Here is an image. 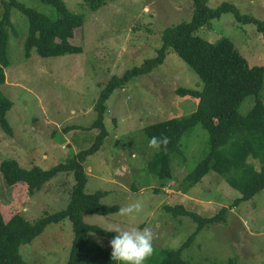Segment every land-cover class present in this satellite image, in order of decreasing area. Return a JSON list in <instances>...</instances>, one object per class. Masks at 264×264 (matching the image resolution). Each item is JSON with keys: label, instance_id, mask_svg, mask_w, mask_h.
Here are the masks:
<instances>
[{"label": "rangeland", "instance_id": "obj_1", "mask_svg": "<svg viewBox=\"0 0 264 264\" xmlns=\"http://www.w3.org/2000/svg\"><path fill=\"white\" fill-rule=\"evenodd\" d=\"M17 1L53 19L58 16L44 0ZM64 1L70 11L85 16L82 28L70 39L82 47L81 53L42 57L33 49L27 56L28 19L17 8L11 10L10 63L1 90L13 102L6 114L13 134L0 128V163L16 159L27 169L33 165L47 169L88 148L95 133L78 126L87 127L95 120V103L109 79L156 56L164 29L190 20L193 13L192 0H105L96 9L86 0ZM222 1L264 20V0H207V4L215 8ZM197 35L210 42L228 38L250 65L264 64V38L257 25L238 22L230 12L211 20ZM201 85L197 73L170 52L153 71L112 92L105 102L108 135L99 151L84 162L85 192L106 191L102 203L120 209L140 202L142 210L131 217L121 216L119 210L109 215L85 213L84 220L102 228H151L154 252L145 264H156L163 258L161 251L178 248L196 226L190 217L174 216L165 206H183L206 217L225 206L226 221L200 230L183 250V258L194 264H223L230 259L237 264H264V189L234 206L239 191L214 171L184 189V178L207 148L208 133L200 124L181 139L185 160L182 155L172 156V178L161 180L147 169L158 148L151 145L143 128L166 118L190 115L197 100L181 96L177 90L200 89ZM261 97L264 101V86ZM253 104L254 96H247L240 112L245 114ZM73 184L72 173L61 172L40 190L30 192L24 185L8 186L0 170L1 213L5 219L20 213L33 222L64 209ZM72 239L69 219L47 225L39 236L20 247L23 264H65ZM111 239L88 233L90 246L112 250Z\"/></svg>", "mask_w": 264, "mask_h": 264}, {"label": "trees", "instance_id": "obj_2", "mask_svg": "<svg viewBox=\"0 0 264 264\" xmlns=\"http://www.w3.org/2000/svg\"><path fill=\"white\" fill-rule=\"evenodd\" d=\"M57 12L55 19L24 5L17 0H3V12L0 18V128L7 134H13L12 126L6 118L13 102L1 90L6 81L5 68L9 65L8 34L13 30L11 10L17 8L28 19V32L24 49L28 55L34 49L42 57L60 56L67 53H81L82 47L71 43L75 30L82 28L85 16L72 12L64 0H44ZM92 9L100 7L105 0H86ZM193 13L188 21L168 26L161 35L162 45L156 56L146 59L120 76H112L100 92L94 106L95 120L80 129L95 133L92 144L75 153L64 162L44 169L39 165L22 167L16 159H6L0 163V170L8 186L24 185L30 192L40 190L58 173H72L74 184L70 198L64 209L45 214L33 222L20 213L5 219L0 210V264H23L20 247L30 243L51 223L65 219L72 222L73 239L69 257L65 264H119L113 261L112 250L101 246H90L88 233L113 238L114 231H105L102 227L89 224L84 214L109 215L119 210L118 205L101 202L106 191L86 193L87 174L84 169L86 158L99 151L108 135L104 124L105 102L112 92L127 84L132 78L143 76L161 65L168 53L178 55L202 81L200 89L178 88L181 96L197 100L195 110L188 116L166 118L143 128L151 141L167 139L160 144L158 152L147 163V169L161 180L172 178L171 158L182 155L181 139L200 124L208 133L207 148L197 165L184 178V189L188 190L203 177L214 171L227 183L238 190L240 196L233 200L236 206L251 199L264 189V101L261 91L264 86V64L250 65L246 57L228 38L210 42L197 31L208 26L211 20L224 13H232L238 22L252 23L264 38V20L242 13L230 1H222L213 8L207 0H192ZM249 95L254 96V104L245 114L240 112L241 105ZM172 215L190 217L196 226L188 239L176 249L161 251L163 258L156 264H194L183 258V250L189 246L203 228L226 221L227 208L222 206L212 216H202L187 210L183 206H165ZM156 252V251H155ZM223 264H237L230 259Z\"/></svg>", "mask_w": 264, "mask_h": 264}, {"label": "clouds", "instance_id": "obj_3", "mask_svg": "<svg viewBox=\"0 0 264 264\" xmlns=\"http://www.w3.org/2000/svg\"><path fill=\"white\" fill-rule=\"evenodd\" d=\"M150 143L153 147L159 148L160 144L167 143V139L157 140L154 137ZM141 210L142 204L135 202L121 207L119 212L121 216L131 217L134 214H139ZM103 229L116 233L110 240L113 261L119 262V264H145V261L152 256L155 237L151 228L111 226Z\"/></svg>", "mask_w": 264, "mask_h": 264}]
</instances>
